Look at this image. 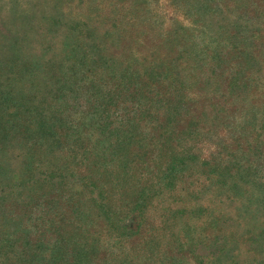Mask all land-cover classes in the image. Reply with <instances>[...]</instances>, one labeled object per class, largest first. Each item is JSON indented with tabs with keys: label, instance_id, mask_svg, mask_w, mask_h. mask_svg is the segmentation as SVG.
<instances>
[{
	"label": "rangeland",
	"instance_id": "1",
	"mask_svg": "<svg viewBox=\"0 0 264 264\" xmlns=\"http://www.w3.org/2000/svg\"><path fill=\"white\" fill-rule=\"evenodd\" d=\"M20 4L0 0V255L264 264V90L223 91L176 0ZM141 59L180 88L160 147L119 97L102 102Z\"/></svg>",
	"mask_w": 264,
	"mask_h": 264
},
{
	"label": "trees",
	"instance_id": "2",
	"mask_svg": "<svg viewBox=\"0 0 264 264\" xmlns=\"http://www.w3.org/2000/svg\"><path fill=\"white\" fill-rule=\"evenodd\" d=\"M179 1L176 0L174 7L178 12L184 11L189 16L191 27L188 32L197 37L199 44L203 45V50L210 55L205 65L212 66L218 82L223 85V91L226 92L233 83L237 86L244 83L247 84L246 88L254 89L258 86L264 90V0H209L211 3H207V0ZM15 3L22 7L20 0H15ZM207 8H210V11L205 15L203 12H206ZM213 11L219 15L214 16ZM207 16L209 20L206 19ZM213 18L216 23L212 24L213 28L210 30L212 25L208 26ZM208 48L212 50L209 51ZM150 63L146 59L132 61L117 77V81L115 80V89H106L102 102L110 113L108 105L115 96L119 97V103L127 106L130 113H134L136 125L133 126L131 134L137 135L139 139L141 132L150 129L154 137L146 138V143L150 141V146L160 147V136L166 133L173 123L167 122V119L171 118L178 103L176 96L181 94H178V82L172 81V77H169V81L165 80L164 74L153 70ZM205 65L197 72L206 88L205 76L201 74ZM92 83L87 82V87ZM99 89L103 91L102 88ZM257 95L261 97L264 92H257ZM198 103L195 99L188 102L189 106L193 107ZM181 116L187 120L192 119L189 112ZM64 140L66 136L62 134L59 142ZM84 169L88 170L85 167ZM0 264L12 262L0 255Z\"/></svg>",
	"mask_w": 264,
	"mask_h": 264
}]
</instances>
